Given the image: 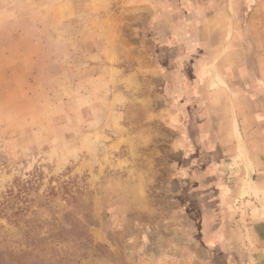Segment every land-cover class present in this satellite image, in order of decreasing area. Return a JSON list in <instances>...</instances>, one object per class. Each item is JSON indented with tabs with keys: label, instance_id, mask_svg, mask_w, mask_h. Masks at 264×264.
<instances>
[{
	"label": "rangeland",
	"instance_id": "obj_1",
	"mask_svg": "<svg viewBox=\"0 0 264 264\" xmlns=\"http://www.w3.org/2000/svg\"><path fill=\"white\" fill-rule=\"evenodd\" d=\"M0 264H264V0H0Z\"/></svg>",
	"mask_w": 264,
	"mask_h": 264
},
{
	"label": "trees",
	"instance_id": "obj_2",
	"mask_svg": "<svg viewBox=\"0 0 264 264\" xmlns=\"http://www.w3.org/2000/svg\"><path fill=\"white\" fill-rule=\"evenodd\" d=\"M24 186V185H23ZM22 189H25V187H22Z\"/></svg>",
	"mask_w": 264,
	"mask_h": 264
}]
</instances>
